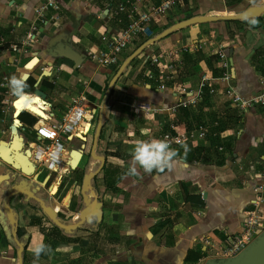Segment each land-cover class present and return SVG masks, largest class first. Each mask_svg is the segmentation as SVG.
<instances>
[{"label":"crops","instance_id":"obj_1","mask_svg":"<svg viewBox=\"0 0 264 264\" xmlns=\"http://www.w3.org/2000/svg\"><path fill=\"white\" fill-rule=\"evenodd\" d=\"M40 1L0 0V85L3 75L8 82L13 75L23 78L25 66L36 61L28 71L24 92L35 96V89L41 91L45 98L39 99L49 104L47 114H53L54 120H59L75 99L82 98L84 126L77 135L65 139L70 145L65 153L78 151L81 155L76 167L79 171L70 170L71 176L48 174L30 156V173L0 161V264L225 261L220 250L239 233L245 214L252 209L253 187L264 169V106H233L223 97L224 85L215 83V93L206 89L207 96L202 95L196 105L178 107L174 115L168 109L196 97L202 76L220 75L216 55L220 48L230 64L234 90L244 99L260 92L264 11L245 19L235 17L249 9H264V0H182L167 16L145 28L113 68L99 67L86 57L88 52L101 49L102 35L124 27V21L119 23L104 15L106 0H59L55 24L39 28L37 42L31 41L24 53H12L9 46L26 37L33 8ZM192 18L211 19L177 27L144 47L120 71L125 58L147 40ZM62 46L80 58L59 53ZM173 47L185 48V52L172 79L163 83L149 79V60ZM15 58L18 63L11 64ZM56 66L59 70L52 78L43 73ZM7 89L9 83L6 88L0 86L1 102ZM2 115L7 126L5 133H0V145H10L18 135L21 153L30 155L40 117L30 115L35 118L30 126L19 117L15 123L11 112ZM170 122L181 133H193V140L186 143L187 151L176 150L169 169L147 173L137 166V174L128 175L136 141L157 139ZM20 124L32 135L23 133ZM81 171L85 172L82 185L94 174L87 195L100 212L98 217L84 221L80 219L85 208L82 185L78 193L75 191ZM51 175L55 177L50 181ZM57 179V187L51 191ZM29 199L51 207L64 228L44 217ZM261 224L263 236L264 209ZM40 246L43 250L36 255Z\"/></svg>","mask_w":264,"mask_h":264},{"label":"built area","instance_id":"obj_2","mask_svg":"<svg viewBox=\"0 0 264 264\" xmlns=\"http://www.w3.org/2000/svg\"><path fill=\"white\" fill-rule=\"evenodd\" d=\"M181 1L182 0H159L158 3H154L152 0H106L103 5L104 15L109 20L119 23L124 21V27L117 33H106L102 35L100 37L102 43L101 49L97 52H88L86 55L87 59L99 67L113 68L118 66L122 54L132 46L137 36L151 25L154 20L167 16ZM59 10V0H41L33 8V20L29 25L28 34L20 43L11 44L9 50L18 55H21L22 52L24 53L31 41L37 42L35 33L39 28L55 24L58 19ZM184 52L185 48L173 47L155 55L148 62V66L152 71V73L148 75V78L162 83L171 80L176 68L182 64V55ZM216 55L219 60L220 75L216 78L202 76L198 84V93L196 97L181 101L177 106L168 109L171 115L176 113L178 107L187 105L194 106L200 102L204 90L207 89L209 94L215 93V83L224 85L222 90L223 97L226 102L233 106L241 109L255 105L264 106V69L259 79V85L261 87L260 92L251 98L244 99L231 85V68L224 50L220 48ZM17 63L18 58H15L12 60L11 64ZM28 65L29 64L25 67ZM58 70L56 66L51 67L50 72L46 73L44 71L43 73L47 77L52 78L58 73ZM1 80L2 84L0 86L6 88V85H8V77L3 75ZM52 83L54 84V82ZM159 88L163 90L165 87L161 84ZM2 96L4 109L1 113H13V101L14 103L18 102L22 98V95L14 96L10 90L7 89ZM81 99L82 98L75 99L59 120H54L53 114H47V118L42 119V122L38 120L41 124L35 127L34 130L35 142L30 152V158H32L35 163L42 165L48 174L63 175L62 167L64 165L63 153L65 152V147L61 141L63 138H68L69 140L72 136L77 135L78 128L84 123L86 112L81 106ZM21 113L32 115L26 110L21 111L20 114ZM0 124L4 125L3 119H0ZM19 127L23 133L28 132V135H32L33 132L26 131V128H23L21 124ZM1 133H4V129H1ZM203 136V131H199V137ZM193 138V133L186 134L179 132L177 125L172 122L168 124V130L161 131L157 137V139H165L171 148L182 151L183 153H185L188 148L186 143L191 142ZM68 170H72V167L68 166ZM253 192L254 199L251 203L252 209L245 214L239 233L233 236L229 240L228 245L220 250V254L226 260L239 257L240 254L260 236L264 209V169L258 184L253 187Z\"/></svg>","mask_w":264,"mask_h":264},{"label":"water","instance_id":"obj_3","mask_svg":"<svg viewBox=\"0 0 264 264\" xmlns=\"http://www.w3.org/2000/svg\"><path fill=\"white\" fill-rule=\"evenodd\" d=\"M262 11H264V9H249V10L237 15L235 18L236 19H245V18H248L252 15H255L259 12H262ZM208 19H211V18H192V19L186 20V21L181 22L180 24L172 27L171 29H169L167 31H164L163 33L154 37L153 39L147 40L145 43H143L141 46H139L132 54H130L125 59L124 63L122 64V66L120 68V71L123 70L124 67H126V65L128 63H130V61H132L137 55H139L144 47L154 43L155 41H158L159 39H161L162 37L167 35L172 30L176 29L177 27H179V26L184 27V26H187V25H190L193 23H199V22L207 21ZM59 53L65 54L71 59H79L80 58L79 55H77L73 50H71L69 47H66V46H62V51H59ZM33 93L35 95H38L41 99L45 98V95L37 89H35ZM19 115H20V113L17 114L15 111H13L12 117H13V119H15V123H19V121H18ZM14 141H17V143H19L18 144L19 148L17 150H15L13 148ZM21 150H22V142L20 141L18 135H16V136H14L13 141L10 145H7V146L4 144L0 145V161L6 163L7 165H11L15 169H20L21 167L18 166L15 162V156L17 154H20ZM80 157H81V155H80ZM76 167H74L72 169H75ZM93 177H94V174H90L87 177L86 183L83 184L81 187V195L83 198V202L85 204V208L80 212L81 221H84V220H86L92 216L98 217L100 215V212L97 209V204L94 202V200L89 198L87 195V191L90 188V181ZM19 190L26 193L29 197L34 198L31 192L23 191L22 188H19ZM37 201L40 204L42 212L56 226H58L60 228H64L62 226V224L56 219V214L53 211V209L49 206L44 205L43 202H41L40 200H37ZM5 211H6L7 215L9 216L10 221L13 222L11 211L7 205L5 207ZM208 264H264V235L263 236L260 235L254 242H252L243 251V253L240 254L239 257H237L235 259H227V260L222 261V262H214V263L211 262Z\"/></svg>","mask_w":264,"mask_h":264},{"label":"clouds","instance_id":"obj_4","mask_svg":"<svg viewBox=\"0 0 264 264\" xmlns=\"http://www.w3.org/2000/svg\"><path fill=\"white\" fill-rule=\"evenodd\" d=\"M8 83L9 90L14 96L25 94L26 82L23 78L13 75ZM131 154L133 163L128 168V175H136L137 166L147 173H151L153 170L169 169L177 156L176 150L171 148L165 139L138 140L133 146ZM42 250L43 246L37 247L36 255H39Z\"/></svg>","mask_w":264,"mask_h":264},{"label":"bare ground","instance_id":"obj_5","mask_svg":"<svg viewBox=\"0 0 264 264\" xmlns=\"http://www.w3.org/2000/svg\"><path fill=\"white\" fill-rule=\"evenodd\" d=\"M35 64H36V61H33L24 70H22L24 80L26 79V77L28 75V71ZM48 105L44 104L43 101L41 99H39L38 95L34 96V95L24 94V95H22V98L18 102L14 103V101H13L14 111L17 114H19L23 110H26L29 113H31L33 116L35 115L38 118L40 117L39 120H41V122H42V119L47 118V112L49 110ZM42 110L43 111L45 110L46 112H43ZM41 122H39V124H41ZM82 125L84 126V124H82ZM82 125L78 128V130H81ZM18 144L19 143H17V141H14L13 148L15 150H17L19 148ZM66 152L68 153L67 150H66ZM64 153H63L64 165L62 167V173L67 172L68 166H72V168L76 167L77 164L79 163V160H80V153L78 151H74V153H72V154L65 153V155H64ZM22 155H23L22 153L17 154L15 156V162L18 166H20L23 169V171L30 173L33 170V165L27 164V161H28L27 157H29L30 155H27V156H24V155L22 156ZM67 156H68V158H65ZM57 180L53 184L52 188L56 187ZM65 201L67 202L68 200H65Z\"/></svg>","mask_w":264,"mask_h":264},{"label":"trees","instance_id":"obj_6","mask_svg":"<svg viewBox=\"0 0 264 264\" xmlns=\"http://www.w3.org/2000/svg\"><path fill=\"white\" fill-rule=\"evenodd\" d=\"M155 35H156V34H153L152 37L155 36ZM152 37H151V38H152ZM202 95H203L204 97H206V96H207V91L204 90V91L202 92ZM19 120H20V122H22V123H27V124L30 125V126L33 125V124L35 123V118L32 117V116H30V115L27 114V113H21L20 116H19ZM78 171H79V169L76 168L73 172H74V173H78ZM84 176H85V172H84V171H81V172L79 173V179H78V181H77V183H78L79 186L82 185V182H83V178H84ZM29 200H30V199H29ZM30 202H31V204L34 205L39 211H41V207H40V205H39L38 203L34 202L33 200H30ZM42 214H43L44 217H46L44 213H42ZM46 218H47V217H46ZM47 219H48V218H47ZM50 223H51V222H50ZM52 225H53L54 228H56V227L54 226V224H52ZM56 229H57V228H56ZM17 237H18V238L20 237V233H19L18 230H17ZM22 242H23L24 246H26V242H24V241H22Z\"/></svg>","mask_w":264,"mask_h":264},{"label":"rangeland","instance_id":"obj_7","mask_svg":"<svg viewBox=\"0 0 264 264\" xmlns=\"http://www.w3.org/2000/svg\"><path fill=\"white\" fill-rule=\"evenodd\" d=\"M127 57H128V56H127ZM127 57H126V58H127ZM126 58H125V59H126ZM1 96H2V95H1ZM2 99H3V96H2ZM3 106H4V105L2 104V102H1V100H0V107H1V108H0V109H1L0 111H1V112H2V110L4 109ZM1 112H0V115H2ZM2 117H3V115H2ZM2 117H0V118L2 119ZM5 124H6V122H5ZM5 124H4V126H3V127H4V133H5ZM0 125H3V124H0ZM6 126H7V124H6ZM0 133H1V131H0ZM4 133H1V134H4ZM61 142H62L63 146L65 147V149H69L70 145H69V143L66 142L65 138H63ZM67 144H68V145H67ZM67 151H69V150H67ZM68 153H71V152H68ZM65 158H68V156L65 157ZM71 172H72V171H69V170H68L66 173L63 174V176H68V174H69V176H71V175H72ZM43 176H45V175H43ZM54 177H55V175H51V176H50V181L53 180ZM57 182H58V180H57ZM54 183H55V182H54ZM54 183H53V184H54ZM53 184H52V186H53ZM52 186H51L50 190H51V191H54V189H55L57 186H56L55 188H52ZM77 186H78V187L75 188L76 193H78V192L80 191V186H79V185H77ZM66 188H67V187H66ZM66 188H65L64 191L58 196L59 199H60V197L64 194V192L66 191ZM46 189H47V187H45V190H44V191H47ZM46 194H47V192H46ZM47 195H48V194H47ZM49 195L53 196L54 194H53V193H50ZM76 198H79V196H76Z\"/></svg>","mask_w":264,"mask_h":264}]
</instances>
